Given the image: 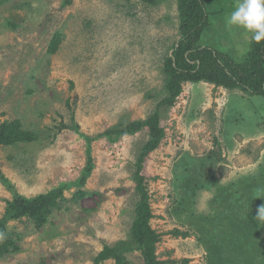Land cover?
I'll return each instance as SVG.
<instances>
[{
    "label": "rangeland",
    "instance_id": "obj_1",
    "mask_svg": "<svg viewBox=\"0 0 264 264\" xmlns=\"http://www.w3.org/2000/svg\"><path fill=\"white\" fill-rule=\"evenodd\" d=\"M237 3L206 0L198 40L234 63L254 43L225 26ZM180 35L178 0H0V125L31 135L0 145V175L25 198L61 188L47 211L6 221L0 264H92L104 245L129 238L148 131L100 134L154 112ZM158 111L164 137L142 174L160 264H262L263 98L185 81ZM85 136L93 168L78 185ZM12 199L0 182V219ZM121 258L143 264L139 249Z\"/></svg>",
    "mask_w": 264,
    "mask_h": 264
},
{
    "label": "trees",
    "instance_id": "obj_2",
    "mask_svg": "<svg viewBox=\"0 0 264 264\" xmlns=\"http://www.w3.org/2000/svg\"><path fill=\"white\" fill-rule=\"evenodd\" d=\"M146 2L152 0H143ZM206 0H178L180 17V38L172 44L171 54L165 60V94L159 100L154 112L144 120H135L126 124H118L112 129L104 131L100 135L114 139L125 134L146 129L148 139L141 146L136 160V171L134 180L135 188L139 194V200L135 206V218L131 225L128 239L119 240L114 245H104L102 250L94 257L92 264H101L106 259H115L121 264L122 255L125 252L139 249L143 264H160L156 255V243L159 234L150 225L152 212L149 205V195L145 188V176L142 174L146 157L155 150L164 137V128L160 123L159 109L173 104L175 98L182 90L185 81H206L216 86H223L227 89L238 88L246 93L258 95L264 101V41L252 43L250 54L243 62L234 63L225 54L209 47L198 44L199 34L208 23ZM30 134L21 129L17 122L3 123L0 125V145L10 144L15 141H23L30 138ZM87 141L86 164L82 170V176L78 185H83L90 175L93 164L90 154L92 138L85 136ZM0 182L3 183L12 193L13 199L7 201L3 217L0 219V233L4 234V224L23 215H36L39 211L46 210L55 203V197L60 194L58 188L45 194H39L33 198H25L16 193L9 180L0 175ZM63 184L62 187H66ZM0 238V240H2ZM5 244H0V252ZM264 257V252L262 253ZM264 264V259L262 261Z\"/></svg>",
    "mask_w": 264,
    "mask_h": 264
},
{
    "label": "clouds",
    "instance_id": "obj_3",
    "mask_svg": "<svg viewBox=\"0 0 264 264\" xmlns=\"http://www.w3.org/2000/svg\"><path fill=\"white\" fill-rule=\"evenodd\" d=\"M225 26L229 30L242 28L256 43L264 41V0H238L234 10L225 17ZM255 219L258 225L264 224V205L258 208Z\"/></svg>",
    "mask_w": 264,
    "mask_h": 264
}]
</instances>
